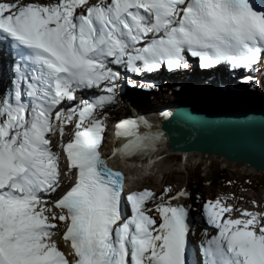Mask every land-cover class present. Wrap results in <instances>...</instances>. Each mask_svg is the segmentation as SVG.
I'll use <instances>...</instances> for the list:
<instances>
[{
	"label": "snow or ice",
	"instance_id": "6c2138e0",
	"mask_svg": "<svg viewBox=\"0 0 264 264\" xmlns=\"http://www.w3.org/2000/svg\"><path fill=\"white\" fill-rule=\"evenodd\" d=\"M0 40L16 54L12 93L0 97V264H190L189 210L171 202L187 193L125 199L123 174L101 155L102 113L121 69H188L190 54L203 69L252 70L264 62V11L250 0H0ZM84 90L105 94L76 103ZM68 125L75 130L65 142ZM141 127L151 129L134 119L115 125L123 142L112 157L155 149L162 134ZM57 134L67 171L53 150ZM73 171L64 190L61 177ZM233 211L220 199L204 205L216 234L205 232L203 264H264V212Z\"/></svg>",
	"mask_w": 264,
	"mask_h": 264
},
{
	"label": "rangeland",
	"instance_id": "374dc122",
	"mask_svg": "<svg viewBox=\"0 0 264 264\" xmlns=\"http://www.w3.org/2000/svg\"><path fill=\"white\" fill-rule=\"evenodd\" d=\"M39 1L40 0H31V2ZM52 2L53 0H44V3ZM191 63L192 61L189 60V70L183 72V69H180L177 71L179 73V76L174 75V77L171 78V83H174L176 86L179 84L182 85L181 89L180 86L178 87L179 90H184L182 99L176 98L175 96H173V94L171 95L168 92L171 91V88L163 85L167 82V79H170V76H168L169 74H167L165 71L161 70L156 75L149 76V79H151L153 82H155L156 84L159 83V86H155L156 90L154 94L151 95L153 96L155 103L160 105L164 104L181 107V105H183L185 102L186 103L184 105H186L187 102L191 103L194 99L203 100V97H207L212 100L221 99L224 98L223 96H225L220 95L221 91H219L218 86L221 84L224 86L233 85L234 88L241 89V92H233L229 90L228 92L224 93L235 97L234 100L236 102L249 104L253 103V101L256 99H259L260 101L262 99L263 101L264 96L260 97L256 93H248L244 86L236 84V79L226 81V77H228V74L223 68H219L212 73H201L200 70H198L196 66H192ZM258 74L259 72H249L248 76L254 77ZM238 75L240 76V74ZM244 75L246 76L245 72ZM212 77L216 78L210 81ZM1 81L4 82L5 80L2 78ZM258 82H260V80H258ZM135 83L136 85H140L139 81H136ZM140 89L141 90H139L138 92V89L134 88L133 90L126 86L125 95L135 97L136 100H138L139 97H143L140 94V92H142V88ZM129 92L131 94H129ZM4 95L0 97H4ZM131 97H129L131 102L128 101V103L130 106L131 104L134 106L135 102H133V100L135 99H132ZM121 100L122 103L125 102V98L122 97ZM142 103H144V101ZM160 105L157 106L155 104V107L160 108ZM161 107H163V105H161ZM119 108L120 107L115 108V111L118 112ZM110 114L113 113L110 112ZM160 152L162 151L160 150ZM171 154V156L168 155L166 159H164L161 163V165L166 164V166H170L171 171L166 175V178H162L161 180H159L157 176H155V178L153 177L147 180L143 179L144 181H141V185L139 184L140 187H147L153 193L154 191L156 193H158L159 191H163V195H165L166 189H171V191L167 194L166 199H171L172 196L177 195L182 191L186 192L187 196L180 197L179 199L182 200L185 205H187V207L190 209V211H192L195 217H198L197 211H203V206L207 202L215 201L217 199L228 202V205L232 207L236 206L237 210H240L242 208L241 206H246L250 208L253 207L256 211L264 212V172H253L252 168L248 167L247 165L231 163L221 158H216L211 161V165H208L207 163L202 161L201 158L200 160L196 158V160H194L193 163L185 169V166H183L182 164L184 162L182 161V159H180L181 155L177 153ZM222 170L227 171L229 174V178L231 180L229 185H222V183H219L218 178H216L218 172ZM198 177L205 179V188L203 191H200L199 194L196 193ZM208 181H210V183H207ZM171 202L172 204H174L175 200H172ZM156 203H159V200L156 201ZM148 206L154 210L156 204L149 203ZM194 206L196 208H194ZM153 213L157 215L155 211H153ZM233 214L235 213L233 212ZM197 226L199 230L195 227V232H193V234L196 233V235H201L204 238H206L205 231L201 230H203V228L207 230L212 229L208 227V224H206V222H204V226H202L201 221L198 220ZM212 230H214V228ZM193 234L192 238L194 239Z\"/></svg>",
	"mask_w": 264,
	"mask_h": 264
},
{
	"label": "water",
	"instance_id": "95a60500",
	"mask_svg": "<svg viewBox=\"0 0 264 264\" xmlns=\"http://www.w3.org/2000/svg\"><path fill=\"white\" fill-rule=\"evenodd\" d=\"M161 129L175 153H203L264 171V115H215L177 109Z\"/></svg>",
	"mask_w": 264,
	"mask_h": 264
},
{
	"label": "bare ground",
	"instance_id": "6f19581e",
	"mask_svg": "<svg viewBox=\"0 0 264 264\" xmlns=\"http://www.w3.org/2000/svg\"><path fill=\"white\" fill-rule=\"evenodd\" d=\"M254 5V3H252ZM189 61V60H188ZM6 68V67H5ZM190 67L186 70H189ZM164 71V70H163ZM4 79L5 81L2 82L1 79ZM12 78V76H6L4 74V72L0 69V96H3L6 93H11L12 92V86L10 83V79ZM2 88V90H1ZM114 94L117 95V92H114ZM129 94H131L129 92ZM220 95H225L223 96L224 98L221 99H207V100H193L191 103L187 102L186 105H181V107H175V106H171V105H163L165 108L161 107L160 108H156L155 106L153 107V113L154 110L156 109L155 113H157L156 115L152 113L154 121L158 122H166L168 120H170L173 117V114L176 112L177 109L180 108H189V110H193L195 112H201V113H206V114H215V115H226V116H234V115H248V114H255V115H264V104L261 103H249V104H245V103H239L236 102L234 100L235 97H232L228 94H224V93H220ZM129 96V95H128ZM131 102V101H130ZM133 102H135L134 107L131 105L132 109L134 111L137 112V106H140V103L142 104L141 101L138 100H133ZM142 107V106H141ZM150 108H152L150 106ZM164 113H168L169 115L167 117H165ZM158 114H161L160 116ZM109 115H113L110 114ZM147 117V116H144ZM150 119H152L151 117H149ZM134 119V118H133ZM147 119V118H146ZM153 120V119H152ZM109 121L106 118V122ZM161 125V124H160ZM159 125V128L156 132L161 133L162 135H164V131L161 130ZM70 130V129H67ZM118 139L116 136H113V134H111V132H109V130H106L104 133V140L101 144V151H106L111 145L115 144ZM160 150L162 152H160ZM166 151V153H168L169 155L171 153H175L174 151H172L169 148L168 143H166V140H160L157 142L155 149L152 151H149L146 153V158L145 161V165L147 167V170L149 172H152L153 174L155 173V176H157V178L159 180H161L162 178H166V175L168 173H170V166H166L165 165H161V163L163 162L164 159H166V155H163L164 152ZM178 154V153H177ZM181 155L182 161L184 163L183 166H185V169L190 166L194 160H196V158H198L200 160V158L202 159V161H204L205 163H207L208 165H211V161H213L214 159H216L217 157H215L214 155H209V154H203V153H192V152H188L187 154H182L181 152L179 153ZM149 155H152L154 157L150 158ZM172 155V154H171ZM169 159V158H168ZM225 161H227L226 159H224ZM167 163V162H166ZM129 163H126V165H128ZM130 168H128V171H133V166L131 164H129ZM144 171H146V169H144ZM253 172H259L256 170H253ZM260 172H264V171H260ZM74 174L71 173V175ZM154 176V178H155ZM151 177V176H149ZM147 180V179H145ZM144 181V180H143ZM141 182L138 181L137 185L139 187V184ZM64 187V186H63ZM174 203H179V204H184L182 200L178 199L177 201L175 200ZM183 206H186L185 204ZM60 246L64 248V250L67 252L68 257H72L71 256V251L67 248L68 245L65 244V242H63L62 240H60ZM194 255V254H193Z\"/></svg>",
	"mask_w": 264,
	"mask_h": 264
},
{
	"label": "trees",
	"instance_id": "16d2710c",
	"mask_svg": "<svg viewBox=\"0 0 264 264\" xmlns=\"http://www.w3.org/2000/svg\"><path fill=\"white\" fill-rule=\"evenodd\" d=\"M170 76V79H167V82L164 84V86H168V87H170L171 88V91H172V93H173V96H175L176 98H178V99H182L183 98V91L184 90H179V86H180V89H181V87H182V85H175L174 83H171V78H173L174 77V75L172 74V75H169ZM178 76V75H177ZM238 76V75H237ZM230 80H234V78H231L229 75H228V77H226V81H230ZM238 80H239V77H238V79L236 80V84H239V85H242V84H240L239 82H238ZM233 86V85H232ZM232 86H223L222 84L221 85H219L218 87H219V91H221L222 93H226V92H228L229 90L230 91H233V92H238V91H236V90H234L233 89V87ZM242 86H244V85H242ZM264 81H262V85H261V87L264 89ZM245 88H246V90H247V92L248 93H253V92H250V90L248 89V87L247 86H244ZM236 89V88H235ZM239 92H241V91H239ZM245 92V91H244ZM243 92V93H244ZM256 94H258V96H260V97H262V96H264V95H262L263 93H262V91L260 92H256ZM202 99H208L207 97H203ZM254 103H261V104H264V99H263V101H262V99H261V101L259 100V99H256V100H254L253 101ZM216 178H218V181H219V183H222V185H227V184H230V178H229V174H228V172L227 171H225V170H222V171H220V172H218V174H217V177ZM197 181H198V185H196L197 186V194H199V192L200 191H203L204 190V188H205V185H204V182H205V179H202L201 177H198L197 178ZM201 196V195H200Z\"/></svg>",
	"mask_w": 264,
	"mask_h": 264
}]
</instances>
